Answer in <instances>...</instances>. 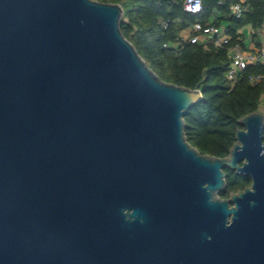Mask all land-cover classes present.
I'll return each instance as SVG.
<instances>
[{"label":"water","instance_id":"1","mask_svg":"<svg viewBox=\"0 0 264 264\" xmlns=\"http://www.w3.org/2000/svg\"><path fill=\"white\" fill-rule=\"evenodd\" d=\"M123 11L0 0V264H264V112L202 154L201 83L162 80ZM224 167L252 184L222 198Z\"/></svg>","mask_w":264,"mask_h":264},{"label":"trees","instance_id":"2","mask_svg":"<svg viewBox=\"0 0 264 264\" xmlns=\"http://www.w3.org/2000/svg\"><path fill=\"white\" fill-rule=\"evenodd\" d=\"M97 1L122 5L124 36L162 80L190 89H196L201 83L202 99L184 116L186 138L202 154L229 155L237 130L244 128L239 119L260 111L264 100V85L255 86L250 82L252 75L264 74V63L248 65L231 82L227 78L231 64L229 50L236 43L244 47L241 31L247 26L253 29L254 43L261 50L264 48L259 37L264 26V0H202L203 10L198 14L186 12L183 0ZM239 2L244 9L236 14L233 6ZM198 21L225 24L231 35L230 43L218 46L211 42L206 46L188 42L175 46L176 38ZM163 22L168 25L165 27ZM224 171L227 176L226 188L220 193L222 198L252 184L249 176L237 175L228 167Z\"/></svg>","mask_w":264,"mask_h":264},{"label":"built area","instance_id":"3","mask_svg":"<svg viewBox=\"0 0 264 264\" xmlns=\"http://www.w3.org/2000/svg\"><path fill=\"white\" fill-rule=\"evenodd\" d=\"M244 1V0H243ZM222 1H220L221 3ZM183 9L192 14L201 13L203 10L202 0H183ZM242 2L236 3L233 6V11L236 14H240L243 11ZM166 27L168 24L163 22ZM231 41V35L228 33L226 26L216 25L212 23H193L188 32L180 34L175 41V46H184V44L190 43H204L208 45L213 42L218 46H226ZM165 46H168L167 44ZM231 64L227 72V78L231 82H235L241 75L242 71L250 64L263 62L264 63V48L256 53L245 51L240 43H236L230 47ZM251 84L264 85V74H254L250 77Z\"/></svg>","mask_w":264,"mask_h":264},{"label":"crops","instance_id":"4","mask_svg":"<svg viewBox=\"0 0 264 264\" xmlns=\"http://www.w3.org/2000/svg\"><path fill=\"white\" fill-rule=\"evenodd\" d=\"M221 26H226V25L222 24ZM241 32H242V39L244 40L243 48L245 51L256 53L261 50V48H259L252 39L253 29L250 26L245 27ZM259 37L264 46V26L262 28V31L259 33Z\"/></svg>","mask_w":264,"mask_h":264},{"label":"rangeland","instance_id":"5","mask_svg":"<svg viewBox=\"0 0 264 264\" xmlns=\"http://www.w3.org/2000/svg\"><path fill=\"white\" fill-rule=\"evenodd\" d=\"M186 32H188V30L184 31V33H186ZM260 111H261V112H264V100L262 101Z\"/></svg>","mask_w":264,"mask_h":264},{"label":"clouds","instance_id":"6","mask_svg":"<svg viewBox=\"0 0 264 264\" xmlns=\"http://www.w3.org/2000/svg\"><path fill=\"white\" fill-rule=\"evenodd\" d=\"M209 239H211V238L209 237Z\"/></svg>","mask_w":264,"mask_h":264}]
</instances>
